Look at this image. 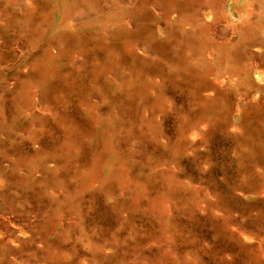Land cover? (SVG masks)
<instances>
[{"label":"rangeland","instance_id":"obj_1","mask_svg":"<svg viewBox=\"0 0 264 264\" xmlns=\"http://www.w3.org/2000/svg\"><path fill=\"white\" fill-rule=\"evenodd\" d=\"M72 1L0 0V264H264V0Z\"/></svg>","mask_w":264,"mask_h":264},{"label":"bare ground","instance_id":"obj_2","mask_svg":"<svg viewBox=\"0 0 264 264\" xmlns=\"http://www.w3.org/2000/svg\"><path fill=\"white\" fill-rule=\"evenodd\" d=\"M72 4L79 5L80 2H79V0H77V1L73 0ZM246 11H247L246 8H243L241 10L237 9L236 13H234V16L239 17L240 15L246 13ZM263 27H264V15L258 14V17L255 18L253 21L246 22L243 25V30H244V33L246 34V38L253 39V37H255L259 33L260 29H262ZM241 49H242L241 46L235 45V46L227 49L226 56H229L231 59L232 58H235V59L240 58L241 57ZM36 68L39 70V72H43L45 70V67L41 62L36 63ZM187 73L193 78H195L197 76V74L194 71H189ZM140 89H141V86L139 84H136V83L132 86H127L124 95H126L125 97L127 98L128 101L130 100L129 106H132V102H133L132 100L135 97V95L137 94V92L140 91ZM124 95H122V96H124ZM127 100H126V102H127ZM261 102L259 105H261ZM118 169H120V167Z\"/></svg>","mask_w":264,"mask_h":264}]
</instances>
